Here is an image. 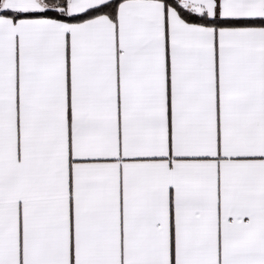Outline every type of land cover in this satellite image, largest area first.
Here are the masks:
<instances>
[{
	"label": "snow or ice",
	"instance_id": "6c2138e0",
	"mask_svg": "<svg viewBox=\"0 0 264 264\" xmlns=\"http://www.w3.org/2000/svg\"><path fill=\"white\" fill-rule=\"evenodd\" d=\"M0 264H264V0H0Z\"/></svg>",
	"mask_w": 264,
	"mask_h": 264
}]
</instances>
